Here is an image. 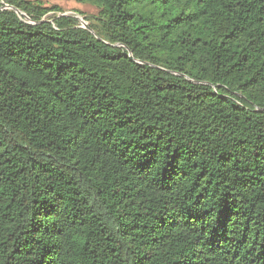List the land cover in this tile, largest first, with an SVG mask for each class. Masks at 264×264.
Listing matches in <instances>:
<instances>
[{
	"label": "trees",
	"instance_id": "1",
	"mask_svg": "<svg viewBox=\"0 0 264 264\" xmlns=\"http://www.w3.org/2000/svg\"><path fill=\"white\" fill-rule=\"evenodd\" d=\"M0 0V264H264V0Z\"/></svg>",
	"mask_w": 264,
	"mask_h": 264
},
{
	"label": "rangeland",
	"instance_id": "2",
	"mask_svg": "<svg viewBox=\"0 0 264 264\" xmlns=\"http://www.w3.org/2000/svg\"><path fill=\"white\" fill-rule=\"evenodd\" d=\"M45 6H59L65 14H76L82 12V15H77L80 19L85 21L84 16H89L97 13V9L90 4L78 3L74 0H39Z\"/></svg>",
	"mask_w": 264,
	"mask_h": 264
},
{
	"label": "water",
	"instance_id": "3",
	"mask_svg": "<svg viewBox=\"0 0 264 264\" xmlns=\"http://www.w3.org/2000/svg\"><path fill=\"white\" fill-rule=\"evenodd\" d=\"M84 23V27L89 28L88 24H86V22L83 20Z\"/></svg>",
	"mask_w": 264,
	"mask_h": 264
}]
</instances>
